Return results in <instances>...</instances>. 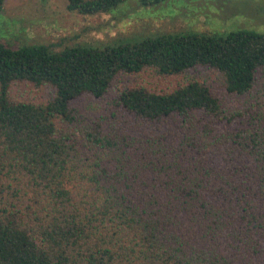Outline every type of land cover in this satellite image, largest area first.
I'll return each instance as SVG.
<instances>
[{"label":"trees","instance_id":"trees-1","mask_svg":"<svg viewBox=\"0 0 264 264\" xmlns=\"http://www.w3.org/2000/svg\"><path fill=\"white\" fill-rule=\"evenodd\" d=\"M131 1L161 11L178 0H68L66 9L112 15ZM183 1L206 11L204 0ZM57 47L0 42V264H264V84L254 90L264 34ZM198 69L242 107L223 111L195 79L166 93L123 89L98 115L73 105L103 98L118 75ZM15 83L50 98L12 99Z\"/></svg>","mask_w":264,"mask_h":264},{"label":"rangeland","instance_id":"rangeland-1","mask_svg":"<svg viewBox=\"0 0 264 264\" xmlns=\"http://www.w3.org/2000/svg\"><path fill=\"white\" fill-rule=\"evenodd\" d=\"M67 3L68 0H3L0 7V42L13 46L55 44L59 46L54 48L57 50L62 46H98L109 44L117 38L156 33L194 31L224 34L246 30L264 34V0H204L206 11L202 13H197V8H189L183 0L171 1L168 6L161 5V11H157V7L142 11L131 1L124 9L119 8L112 15L92 16L68 11ZM193 5L201 4L198 2ZM186 79L204 83L219 100L223 111L242 107L243 98L226 94L219 76L206 69L188 71L177 76H162L149 71L138 75H118L103 98L84 97L73 105L98 115L112 107L114 98L123 89L142 87L166 93ZM262 84L264 73L259 72L255 76L254 90H259ZM50 94L48 88H37L28 83H15L9 89L10 98L36 103L46 102Z\"/></svg>","mask_w":264,"mask_h":264}]
</instances>
